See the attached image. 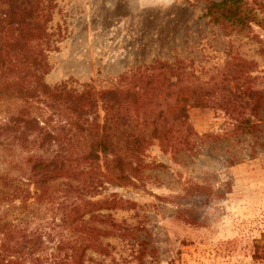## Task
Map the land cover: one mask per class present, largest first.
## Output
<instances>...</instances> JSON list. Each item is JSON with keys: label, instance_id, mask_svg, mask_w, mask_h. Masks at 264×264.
<instances>
[{"label": "rangeland", "instance_id": "obj_1", "mask_svg": "<svg viewBox=\"0 0 264 264\" xmlns=\"http://www.w3.org/2000/svg\"><path fill=\"white\" fill-rule=\"evenodd\" d=\"M210 1L51 0L47 31L57 40L55 49H44L49 65L44 83H66L78 92L90 86L98 95L106 88L136 86L132 71L157 75L151 67L167 61L173 70L166 71V84L159 86L156 99L166 113L175 114L181 97H189L195 85L234 90L236 82L226 64L230 45L236 54L258 60L256 71L246 69L249 76L263 74L264 61L247 36L226 34L208 21L204 12ZM246 1L264 16V0ZM254 30L264 41V28ZM248 84L247 77L239 82L241 89ZM98 106L101 122L100 101ZM5 107L0 106V122L7 115ZM260 116L256 130L244 133L214 104L189 107V124L197 134L191 149L183 144L185 148L172 150L154 138L139 154L148 166L132 178L136 185L106 182L88 196L92 201L113 194L124 199L119 207L93 213L109 211L133 230H113L107 224L105 236L90 238L87 232L55 226L61 223L60 199H34L36 184L30 183L28 202L35 210L30 227L50 236L39 233L41 246L30 248L27 238L13 234L9 244L18 251L8 252L0 264H46L35 258L63 255L75 247L79 252L83 244L89 245L79 264H264V103ZM25 156L18 146L5 147L0 170L9 175L24 172L26 164L19 161ZM23 181L27 183L26 176ZM68 238L70 243L59 241Z\"/></svg>", "mask_w": 264, "mask_h": 264}, {"label": "trees", "instance_id": "obj_2", "mask_svg": "<svg viewBox=\"0 0 264 264\" xmlns=\"http://www.w3.org/2000/svg\"><path fill=\"white\" fill-rule=\"evenodd\" d=\"M53 6L51 0H0V106L6 105L7 114L0 122V151L18 146L28 153L19 161L26 164L24 172L9 175L0 170V261L8 252L18 251L9 244L13 234L19 232L27 238L30 248L41 246L39 233L50 236L46 230L30 227L28 219L35 217L28 202L30 183L36 184L34 199L52 203L60 199L61 223L55 224L52 217L55 226L87 232L90 238L98 233L105 236L110 231L107 224L113 230H133L109 211L93 213L119 207L124 199L113 194L92 201L88 196L97 194L106 182L135 184L132 178L137 179L140 168L148 166L139 154L154 138L172 150L185 148L183 144L191 149L197 134L189 124V107L214 104L230 114L236 121L233 126L244 133H253L257 120H262L264 72L249 76L246 69L256 71L258 60L236 54L233 45L226 64L230 65L228 74L236 82L235 89L219 92L215 87L195 85L189 97H181L175 114L160 109L156 101L159 86L166 84V71L173 70L167 61H157L151 67L157 69V75L144 69L132 71V80L139 83L136 86L106 88L98 95L90 86L79 92L66 83L48 86L43 80L49 69L44 49H55L57 40H51L47 31ZM204 16L226 34L247 36L254 53L264 61V41L254 30L255 26L264 28V16L248 1L211 0ZM245 77L249 84L241 89L239 82ZM98 101L104 112L101 122ZM134 119L137 123L132 125ZM85 213L89 218L84 219ZM59 241L70 243L71 238ZM88 245L83 244L79 252L75 247L63 255L50 253L35 260L79 264Z\"/></svg>", "mask_w": 264, "mask_h": 264}]
</instances>
